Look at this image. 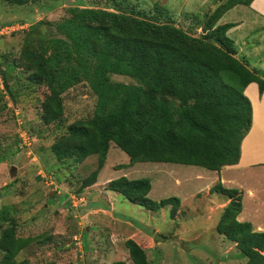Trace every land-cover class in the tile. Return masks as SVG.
<instances>
[{
	"label": "trees",
	"instance_id": "trees-1",
	"mask_svg": "<svg viewBox=\"0 0 264 264\" xmlns=\"http://www.w3.org/2000/svg\"><path fill=\"white\" fill-rule=\"evenodd\" d=\"M1 1L24 8L42 0ZM252 1L219 0L201 36L129 12L80 7L66 8L68 15L57 23L30 25L20 59L31 82L43 84L49 92L41 107L44 121L60 120L62 95L73 86L86 83L95 96L91 117L69 124L65 136L51 147L57 161L73 158L81 163L97 156V166L82 181V189L96 183L111 144L127 155L129 167L172 163L218 172L238 163L252 113L244 90L255 83L261 95L264 74L236 57L234 42L227 36L233 24L217 23L227 11L248 7ZM42 26L46 30L41 31ZM112 76L135 83L115 82ZM106 189L148 211L171 205L174 216L179 207L177 197L151 200L148 178L122 176ZM209 192L229 199L216 232L235 244L244 264H264V232L237 220L241 193L220 182ZM6 216L1 212L6 226L0 232V264H30L16 261L30 239L16 236V223ZM125 246L132 264H151L135 242L127 240Z\"/></svg>",
	"mask_w": 264,
	"mask_h": 264
},
{
	"label": "rangeland",
	"instance_id": "rangeland-1",
	"mask_svg": "<svg viewBox=\"0 0 264 264\" xmlns=\"http://www.w3.org/2000/svg\"><path fill=\"white\" fill-rule=\"evenodd\" d=\"M218 4L219 0H42L21 8L0 0V29L16 28L0 35V214L5 211L6 219L16 223V236L30 239L16 256L17 262L132 264L125 246L132 240L151 264L245 263L235 244L216 232L219 205L225 197L209 192L220 182L213 180V171L172 163L129 167L127 155L111 144L96 183L82 189V181L97 166V156L81 163L73 158L57 161L51 147L65 136L69 124L91 117L95 96L86 83L71 87L62 95L60 120L46 123L41 107L49 92L43 84L31 82L30 71L20 59L30 25L57 23L68 15L69 7L129 12L201 36L202 26ZM262 35L261 30L253 32L243 48L249 50L253 39ZM249 58L252 67L264 69V40ZM112 80L135 83L120 76ZM122 176L148 178L151 200L177 197L174 216L171 205L148 211L106 189ZM243 197L246 208L250 207L246 192ZM5 226L0 220V232ZM156 236L165 240L154 241Z\"/></svg>",
	"mask_w": 264,
	"mask_h": 264
},
{
	"label": "crops",
	"instance_id": "crops-1",
	"mask_svg": "<svg viewBox=\"0 0 264 264\" xmlns=\"http://www.w3.org/2000/svg\"><path fill=\"white\" fill-rule=\"evenodd\" d=\"M218 23L233 24L227 36L234 42L236 57L242 59L250 69L264 74V69L252 67L248 61L249 56L258 50L261 40H264V0H253L248 7L236 6L227 11ZM259 30L263 35L257 41L256 38L253 39L249 50L243 48V45H248L250 35ZM244 94L250 101L252 113L249 131L241 141L239 161L236 165L225 166L218 172L213 171L216 174L213 180L241 193V212L237 220L249 222L253 231L264 232V92L260 95L257 84L250 83ZM177 183L180 181L176 180ZM245 192L251 202V206L247 208L243 203ZM228 202L229 199L225 197V201L219 205L221 213Z\"/></svg>",
	"mask_w": 264,
	"mask_h": 264
},
{
	"label": "built area",
	"instance_id": "built-area-1",
	"mask_svg": "<svg viewBox=\"0 0 264 264\" xmlns=\"http://www.w3.org/2000/svg\"><path fill=\"white\" fill-rule=\"evenodd\" d=\"M16 28L11 26H5L4 28L0 29V35H4V33H12L15 31Z\"/></svg>",
	"mask_w": 264,
	"mask_h": 264
},
{
	"label": "water",
	"instance_id": "water-1",
	"mask_svg": "<svg viewBox=\"0 0 264 264\" xmlns=\"http://www.w3.org/2000/svg\"><path fill=\"white\" fill-rule=\"evenodd\" d=\"M66 2H67V0H65V3H66ZM157 240H159V241H163V240H165V239L162 238V237L156 236L154 241H157Z\"/></svg>",
	"mask_w": 264,
	"mask_h": 264
}]
</instances>
